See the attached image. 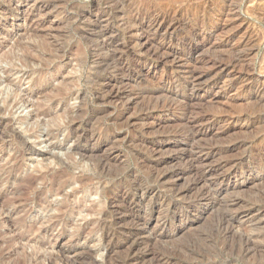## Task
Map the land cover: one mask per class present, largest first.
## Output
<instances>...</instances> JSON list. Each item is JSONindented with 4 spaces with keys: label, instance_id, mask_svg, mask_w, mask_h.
<instances>
[{
    "label": "rangeland",
    "instance_id": "obj_1",
    "mask_svg": "<svg viewBox=\"0 0 264 264\" xmlns=\"http://www.w3.org/2000/svg\"><path fill=\"white\" fill-rule=\"evenodd\" d=\"M212 1L0 0V264H128L127 242L132 240L142 243L135 250L137 264H264V173L234 175L223 168L219 174L226 183L201 203L192 195H176L191 176L160 179L185 168L173 158L189 148L223 152L239 144L233 158L264 154L263 149L254 151L264 132L263 124L255 122L263 115L264 97H251V88L264 82V0H230L224 7L211 6ZM138 8L169 11L173 18L179 14L182 23L171 31V47L183 57L173 68L155 64L153 69L151 62H137L144 54L123 49L129 12ZM222 10L226 14L219 17ZM186 29L199 35H188ZM187 40L199 50L183 52ZM233 52L244 59L236 69L209 72L211 90L201 104L229 117L249 116L202 127L206 137L200 146L178 147L179 139L144 142L161 130H183L184 123L160 117L162 127L142 134L135 120L147 113V100H137L122 120L113 104L99 99L103 79L121 74L106 65L108 55L129 62L125 74L150 87L163 80V69L171 68L170 74L183 79L186 65L225 60ZM218 155L210 166L224 161ZM162 160L167 163L158 165ZM235 184L240 186L232 190ZM140 188L148 191L145 199ZM231 199L243 202L232 209ZM249 210L256 217L252 223L245 222ZM231 216L236 218L232 222ZM138 217L146 226L136 224ZM118 218L124 220L117 224ZM163 221L166 229L159 234ZM240 235L257 246L248 256Z\"/></svg>",
    "mask_w": 264,
    "mask_h": 264
},
{
    "label": "bare ground",
    "instance_id": "obj_2",
    "mask_svg": "<svg viewBox=\"0 0 264 264\" xmlns=\"http://www.w3.org/2000/svg\"><path fill=\"white\" fill-rule=\"evenodd\" d=\"M229 1L230 0H215L214 2L212 1L213 3H211V6L217 7L218 5H220L221 7H224V5H227V3H229ZM116 2L118 3L119 1H116ZM117 3L112 5V7L113 6L117 7ZM110 5H111V3H110ZM119 5H121V4H119ZM124 5H123V8H124ZM159 7H161V6H159ZM128 10H126L125 13H127ZM109 11L110 10H108V12ZM174 11H175V9H174ZM131 12H129V15H130L129 16L130 17L129 18V24H130V26L128 27V31H127L128 37H126L127 39L124 42L125 48H123V49L126 50L130 47L129 48L130 51H131V49H133V51H135L138 54H141V53L144 54L145 57L142 58L141 60H140V58H138L137 62H139V63L142 62L143 64L144 63L146 64L147 62H149V63L151 62L150 65L153 69L155 68V64H158L159 66H162V67H164L165 65L172 64V68H173L183 57L182 53H178L176 50L172 49V47H171V43L173 42L171 39V33H172L171 31L173 29L176 30L175 27H177L178 25H180V23H182V20L177 18L179 16V14L177 13L178 16L176 18H173L174 16L172 15L173 17H171L170 16L171 13H169V11H165V10L164 11H160V10L158 11V10H150V9L145 10V9H139V8H138V10L135 11V13L130 14ZM200 12H201V10H200ZM224 14H226L224 12V10L218 12L219 17L224 16ZM108 16H110V13ZM104 17H105V15H104ZM110 19H112V18H110ZM195 20L198 21V19H195ZM94 24L97 25V23H94ZM124 27H125V25H124ZM126 27H127V25H126ZM107 31L108 30H104L101 32V34L105 35ZM186 32L188 35H193V36L199 35L196 32V30H193V29H188ZM134 35H135L136 39L132 38V36H134ZM106 37H108V36H106ZM181 46H180L181 50L185 53L186 52L189 53L192 51L196 52L199 50V46L197 44H194L190 40L185 41ZM114 48H116V47H114ZM114 54L108 55L109 57L107 58L105 63H106V65L112 66L113 68H119L121 70V72H120L121 74L118 77L117 76H109V77L103 79V82H101L100 89H99V91H100L99 99H101L102 102L111 103L114 105L115 108H117V110L119 111L117 119L123 118L122 120H124L125 113L129 110L130 106L132 104L134 105L137 100L143 99V100L148 101V102L146 101L147 103L145 105V108L143 107L147 113L144 116H138V118H136V120H135V122L141 123V126L140 127L138 126L140 129L138 127L136 129H139V132H141L142 134L151 132L152 130H154L156 128L162 127L164 124H162L159 121L160 117L164 118V117H168V116L170 117L171 116V117H175V121H178L179 123H184L183 130H178V129L172 130L171 129L172 131H166V130H168V129H166V130H164V132H163V130H161V132L158 133L160 136H154L149 140H144V142L149 141L151 143H159V142L164 143L165 139H169V140L173 139L174 141L176 139H179L181 144L179 143L180 145H178V147H181V146H183V147L189 146L190 147V144L192 147V144L194 146L196 144V142L198 144L199 142L204 140V137H206V129H203L202 127L207 126V125H219V124L221 125V123H224V122L229 123V121L233 122L234 120H238V121L241 119L245 120L249 116V115L239 116L238 115L239 113H238L237 114L238 116H236V117H231V116H235V114L230 115V117H229V116H226L229 113L223 114V111L222 112H220V111L215 112V111H212L210 108L205 109L206 107L204 108L203 107L204 105L201 104L203 101H206V98L208 97L209 91L211 90V83H209V81H208L209 80V77H208L209 72L214 68H220V67L221 68L222 67L227 68V66H230L231 68H235L237 65H239V63L242 62L245 55H241L239 53L236 54L235 52H233V54L225 60L223 58L219 59V57L214 59V60H211V59L199 60L198 59L199 61H195L196 63L186 65L187 66L186 67V73L184 75L185 77L183 76L184 77L183 79H180L178 76H173L172 74H170V72L172 73L171 68H170L169 72L167 70L163 69L164 76H163V80L161 82H159L157 85H154V86L142 87L140 85H137L136 82H133L132 81L133 78L130 75L125 74L124 68L126 66H128L129 62L121 61V59L119 58L120 56L118 57L119 60H115L116 55H114ZM125 57H126V54H125ZM110 63H113V64H110ZM197 69L198 70L200 69V72H198ZM237 70H236V72H237ZM153 71H155V70H153ZM241 73H243V72H241ZM117 75H119V74H117ZM161 79H162V77H161ZM132 83H135L136 85L132 84ZM174 83H178V86L174 87V88H168L166 86L167 84L172 85ZM146 86H147V83H146ZM200 87H202L201 90H199ZM177 88H179V90ZM251 97L253 99H256V100H262L263 99V97H264V82H261L259 87L251 88ZM98 103H99V101H98ZM214 110H216V109H214ZM262 112H263V115L258 116L257 118L255 117L256 118L255 122L263 124L262 126L264 128V110ZM149 119H151V122H147ZM145 122H147V123H145ZM124 123H126V122H124ZM224 124H226V123H224ZM136 125H137V123H136ZM263 131H264V129H263ZM222 132L223 133L228 132L227 128L222 130ZM154 134L156 135L157 132ZM149 135H152V133H149ZM79 139H82V138H79ZM240 144L243 145V143H240ZM198 145L200 146V144H198ZM239 147H240L239 144L238 145L232 144L231 146L227 147L223 152L221 150H211V151L209 150L210 152H205V150L202 149V147H197V148H192V149L189 148L188 151L184 152V154H181L180 157H174L173 158V160H178L180 162V164L185 168H183L182 171H172V172L163 174L162 176L160 175L161 178H160V176H159V178L162 180L168 179V178L180 179L184 176H191V179L187 180V183L182 188H180V189L177 188L176 191L174 190L175 188L173 189L176 192V195L181 196V197H184L187 195H188V197H190L192 195L191 199H193L197 203L208 201L209 197L216 195V192H215L216 189L220 186L223 187L224 184L226 183V179L219 174V171L222 170L223 168H226V170L230 174H234V175H236L238 172L240 174H244V173L250 174L253 170H258L259 172L264 173V154H263V156L258 155L257 159L254 158L252 156V154L250 156H246V154H245V156H242V157H240V155H239V158H233L235 156H231V155H235L233 153H235V151L239 150L238 149ZM261 149L264 150V132L258 138V140L256 141V144L254 146V151H260ZM152 151L157 152V149H154ZM219 153L221 155H223L222 153H225L226 157L224 155H223L224 157L221 155H218ZM253 154H255V153H253ZM216 155L220 156V158L222 157L224 159V161L222 163L218 162L216 165L210 166L209 160L211 158L215 157ZM227 155H229L231 158L225 159V158H227ZM84 156L85 155H81L80 157L82 159H85ZM219 161H221V160H219ZM165 163H167V161L162 160L161 162H158V165H163ZM244 164H250L252 167L251 168L242 167ZM153 182H154V179H153ZM81 183H82V180H81ZM30 186H31V184H30ZM239 186H240V184H235L234 186L231 187V189L232 190L238 189ZM122 191H124V189ZM122 191H121V194H122ZM238 191H240V190H238ZM105 192H106V190L104 188L102 190V194H104ZM139 192L141 193L140 196L144 199L146 198V196H148V191L146 189L140 188ZM60 193H62V192H60ZM124 197L126 198L125 194L123 196H121V200ZM65 201H66V199H65ZM191 201H190V203H191ZM240 201L241 200L231 199L229 201L230 207L232 209L238 207L240 205V203L243 202V201L242 202H240ZM234 211H235V209H234ZM242 213H244V212H242ZM252 213H253L252 210L245 211L244 217L246 219L245 220L246 223H252L255 221L256 217L254 216V213L253 214ZM137 219H138V220H136L137 225H141L143 227L146 226L145 220L139 219V217ZM227 219H229V218H227ZM234 219H236V218H234ZM234 219L232 217L228 221L232 222V220H234ZM123 220L124 219L118 218L115 221L118 224V223L122 222ZM230 222H228V223H230ZM224 224L226 226L227 223L224 222ZM222 227H224V226L222 225ZM157 228H158V230H160L159 234H162L166 229V222L163 221L162 224H160L159 227H157ZM103 233H105V232H103ZM141 234H142L141 232L136 233V235H138V236ZM108 236H106V237H108ZM239 240H241V247H242L243 251L245 252V256L250 255L254 250L257 249V246L255 245V243L252 240H250L249 238H246V237H243L240 235ZM143 243L148 244V241H145ZM127 245H129L128 249L131 252V255L127 258L126 262L128 264H137L139 261V257L135 253V250L139 246H141L142 243H140L136 240H132L130 242H127ZM150 253H152V252H150ZM153 254H154V252H153ZM163 259H164V257H163ZM167 259H169V258H167ZM154 260H155V258H154ZM154 260L152 262H154ZM156 260H157V258H156ZM158 263H156V264H158ZM176 263H178V262L176 261Z\"/></svg>",
    "mask_w": 264,
    "mask_h": 264
}]
</instances>
